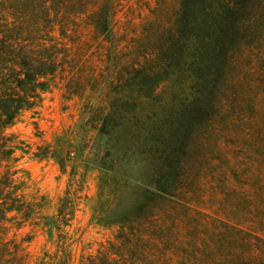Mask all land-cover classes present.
Returning <instances> with one entry per match:
<instances>
[{"label": "rangeland", "instance_id": "rangeland-1", "mask_svg": "<svg viewBox=\"0 0 264 264\" xmlns=\"http://www.w3.org/2000/svg\"><path fill=\"white\" fill-rule=\"evenodd\" d=\"M191 1L0 0L48 87L4 130L0 264H264V14ZM226 11L210 71L191 43Z\"/></svg>", "mask_w": 264, "mask_h": 264}, {"label": "trees", "instance_id": "trees-1", "mask_svg": "<svg viewBox=\"0 0 264 264\" xmlns=\"http://www.w3.org/2000/svg\"><path fill=\"white\" fill-rule=\"evenodd\" d=\"M206 2H209L212 6L208 7V5L205 4ZM220 3L221 0L191 1L192 6L198 13L200 12V7L203 8V5H205L206 13L210 10L212 12H218L217 5ZM234 3L242 7L244 11H246L247 8H252L251 15L254 14L256 16H260L264 14V0H234ZM236 11L237 10H234V14H239V12ZM205 12L201 11L202 14H205ZM229 13V11H226L225 16L222 17L220 22L215 21L214 19L212 21L213 24L209 25V27L207 26V30L205 31L207 33L201 34L202 38L196 37L191 43L192 47H194V43H196L197 47L199 48L197 51H192L191 54L197 52V54L202 57L203 64L208 66L210 71H214L217 68L221 54L224 53V49L228 45L227 38H229V36H227L226 27ZM207 15L205 14L206 17ZM201 21V18L195 19V22H200L197 23L198 25H201ZM97 27L101 32H108L109 24L106 16L103 18L101 23H97ZM3 35L4 38H0V159L8 158V154L13 153V149L9 148L5 142V138L7 137L4 135V130L17 119L22 111L33 108V100L39 97L37 93L39 90H41V92L48 90L46 82H36V80H38L36 79L38 73H36L37 75L34 76L35 73L31 71L35 70L33 69L34 64L31 61L29 62L30 59L28 57H22V55L17 57L18 53L16 52L11 55L10 47L7 46L8 41L5 39L7 35ZM11 56L14 61L10 59ZM10 64L14 66L11 67ZM48 66L49 64H47V68L41 70V73H39L40 77L47 76L52 72ZM208 86L209 85L204 87ZM195 94L196 98L191 101L190 107L171 108V111L175 110V115L177 116L179 123H182L184 119L187 120V117L189 119V117H192L193 115L196 116L197 114L200 115L204 111L198 108L202 106L204 90ZM102 130H104V128ZM165 158L166 160H169L171 156H167ZM168 184L169 183L167 181H164V183H158V185L154 187L153 194L158 198H164L165 195L169 194ZM3 185L0 190H3ZM1 196L2 195H0V198ZM18 210H20V208L17 207V205H10L5 209V216L8 212L16 211L20 213L21 211ZM25 216L28 217L27 214Z\"/></svg>", "mask_w": 264, "mask_h": 264}]
</instances>
